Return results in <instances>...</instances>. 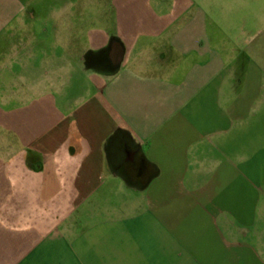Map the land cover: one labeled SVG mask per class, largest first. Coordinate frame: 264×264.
I'll return each mask as SVG.
<instances>
[{"label":"crops","instance_id":"1","mask_svg":"<svg viewBox=\"0 0 264 264\" xmlns=\"http://www.w3.org/2000/svg\"><path fill=\"white\" fill-rule=\"evenodd\" d=\"M216 2L0 0V264H264V27Z\"/></svg>","mask_w":264,"mask_h":264},{"label":"rangeland","instance_id":"2","mask_svg":"<svg viewBox=\"0 0 264 264\" xmlns=\"http://www.w3.org/2000/svg\"><path fill=\"white\" fill-rule=\"evenodd\" d=\"M218 1L219 2L213 3V12L209 9L210 6L212 7V4L205 3L206 7L209 5L207 9H209L208 16L210 27H219L222 33L228 30H234L236 32H239L240 30H245L247 32H255L259 30L257 35L260 34V30L264 27V19L261 18L260 14V11H264V3L259 0ZM213 17L215 23L212 22ZM215 18H218V21H215ZM221 37H226V35H222ZM253 42V45H259L263 41L259 35V37Z\"/></svg>","mask_w":264,"mask_h":264}]
</instances>
